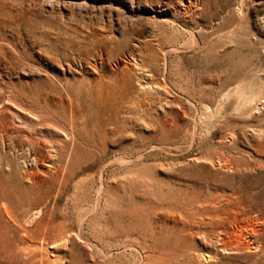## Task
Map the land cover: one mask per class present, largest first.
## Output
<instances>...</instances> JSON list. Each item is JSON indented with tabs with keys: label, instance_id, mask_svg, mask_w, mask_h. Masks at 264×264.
Instances as JSON below:
<instances>
[{
	"label": "rangeland",
	"instance_id": "obj_1",
	"mask_svg": "<svg viewBox=\"0 0 264 264\" xmlns=\"http://www.w3.org/2000/svg\"><path fill=\"white\" fill-rule=\"evenodd\" d=\"M0 264H264V0H0Z\"/></svg>",
	"mask_w": 264,
	"mask_h": 264
}]
</instances>
